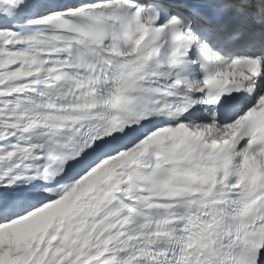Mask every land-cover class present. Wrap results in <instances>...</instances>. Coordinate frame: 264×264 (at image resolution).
<instances>
[{"label": "snow or ice", "instance_id": "1", "mask_svg": "<svg viewBox=\"0 0 264 264\" xmlns=\"http://www.w3.org/2000/svg\"><path fill=\"white\" fill-rule=\"evenodd\" d=\"M0 264H264V0H0Z\"/></svg>", "mask_w": 264, "mask_h": 264}]
</instances>
